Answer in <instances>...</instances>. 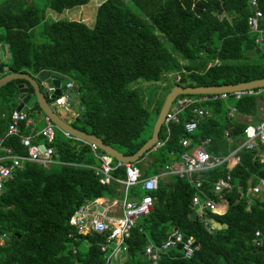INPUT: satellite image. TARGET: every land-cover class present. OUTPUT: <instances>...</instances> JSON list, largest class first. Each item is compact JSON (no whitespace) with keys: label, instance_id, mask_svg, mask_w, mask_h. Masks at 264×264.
Instances as JSON below:
<instances>
[{"label":"trees","instance_id":"16d2710c","mask_svg":"<svg viewBox=\"0 0 264 264\" xmlns=\"http://www.w3.org/2000/svg\"><path fill=\"white\" fill-rule=\"evenodd\" d=\"M88 1L44 0L40 7H24L12 0H0V46L8 54L7 61H0V77L46 72L72 82L77 88L79 110L75 117L68 118L69 125L124 156L133 155L150 137L162 101L172 86L213 87L264 79V65L248 61L242 51L250 34L248 0H102L95 9L92 28L80 21H44L46 10L59 14L83 7ZM255 1L262 14L258 30L264 40V0ZM157 34L170 44L176 56L167 51ZM263 57L264 53L257 56ZM161 80L168 81L169 86L162 98H153L149 112L142 106L139 90L132 86ZM23 84L32 94L23 80L0 87V144L17 155L25 154L19 138L4 135L18 86ZM183 97L198 96L177 98ZM256 99L229 98L184 109L178 124L161 126V145L133 163L140 177L163 171L165 165L178 161L184 151L204 140H208L206 151L211 156L225 157L233 152L243 140L246 125L228 119V108L254 117ZM194 108L210 114L186 134L183 125ZM31 110L41 113L36 104ZM19 128L21 136L28 135L22 123ZM147 128L149 132L142 139ZM181 138L189 141L187 148L181 147ZM52 147L54 168L25 163L3 186L0 236L4 234L5 238L0 245V264L102 263L100 246L105 243V235H79L68 221L86 202H119L120 186L114 182L100 185L91 170L75 166L93 164L87 145L59 133ZM259 152H264V147L256 143L253 150L236 151L237 162L229 171L222 164L194 176L215 203L219 200L212 194V184L229 177L230 188L220 193L227 202L224 213L206 212L209 219L225 226L217 231L206 229L203 216L190 218V200L195 191L184 180L161 178L157 189L149 193L139 184L130 188L129 198L140 199L147 194L153 200L149 212L135 221L125 240V258L118 264H144L146 244L159 247L173 229L192 238L198 249L189 260L183 259L179 251L167 250L160 253L158 264H264V192L250 200L245 197L246 189L258 183V174L264 178ZM111 175L123 179V169L116 168ZM255 231L262 241L258 248L250 244Z\"/></svg>","mask_w":264,"mask_h":264},{"label":"built area","instance_id":"2783aa9c","mask_svg":"<svg viewBox=\"0 0 264 264\" xmlns=\"http://www.w3.org/2000/svg\"><path fill=\"white\" fill-rule=\"evenodd\" d=\"M99 4L95 6L98 7ZM248 7L251 10V16L247 19V26L249 33L261 34L258 30V21L262 18L261 12L257 9L255 0H248ZM255 44H259L261 39L259 37L253 38ZM73 86V83L68 81L59 91V95L52 99L54 107L61 108L65 114L70 113V104L68 102V92ZM262 89H252L236 91L232 93H220L211 95H198L197 98H175L169 105L168 110L163 118L161 126L167 128L169 124L179 123V114L191 105L199 104L208 101H227L229 98L239 100L244 96H256ZM210 112L201 108H194L190 110V118L184 123L183 129L186 134L192 133L198 123L205 117H208ZM235 114V108L229 107L227 118L231 119ZM43 127L36 133V136L41 139V143H32L31 136H21L19 125L22 123L25 127L29 122L24 111L16 112L12 110L8 117V124L6 127L4 137H18L20 145L24 148V155H17L9 148H4L0 144V195L3 191L4 184L12 176L14 172L20 170L25 163L37 164L44 169L56 163L53 158L55 151L53 150L52 143L54 141L55 125L51 123L49 118L45 115L42 116ZM57 129V128H56ZM60 131V130H59ZM62 136L66 139H73L68 133L60 131ZM243 140L238 144L237 148L225 157L211 156L206 151V144L208 140H204L199 144L184 151L178 161L171 162L164 166L163 171L158 172L156 175H149L141 178L138 168L133 163H121L115 161L112 157L103 153L96 145L81 142L88 146L93 160L99 162L98 166L81 165L77 164L76 167L89 169L93 175L98 179L100 185H107L114 182L119 185L121 193V200L114 201L112 204L117 205L119 208L118 213L112 214L108 209H103L102 213H97L95 209L90 211L91 203H96V200L89 201L76 209L70 216L68 225L73 227L77 234L85 235L92 231L97 234L105 235V243L100 246V252L103 253L105 260L104 264H118L125 258L126 245L125 240L129 238L131 229L133 228L137 218L146 215L150 208L153 198L145 194L137 202L127 201L129 189L135 185H140V188L146 192H153L157 189L158 181L167 176H174L180 180H184L194 189V194L190 200V206L195 212V216L202 218L201 209L211 214L220 215L218 212V203L223 201L220 193L223 190L230 188L229 177L218 179L212 184V194L217 196L218 202H213L201 190V181L197 178L198 175L206 170L213 169L224 164V167L229 171L237 162L235 157L236 151L240 149L253 150L256 148V143L264 147V123L257 122L255 124H247L243 129ZM226 136V132L224 133ZM75 140V139H74ZM1 142V140H0ZM80 142V141H79ZM161 142L158 140L153 149L160 146ZM180 145L183 148L189 146V141L186 138H181ZM43 147L40 151L39 147ZM116 168H122L124 177L123 179L114 178L111 173ZM194 176H197L196 178ZM264 192V178L258 179V183L253 187H248L245 192V197L249 200L257 197ZM132 199V198H131ZM250 201L247 203L249 204ZM98 204V203H96ZM203 225L207 230H213L208 220L203 218ZM4 234L0 236V245L2 244ZM250 244L256 248L262 245L260 234L255 231L250 240ZM180 245L179 252L181 257L189 260L197 251L198 246L190 237L183 236L176 229H173L165 241L159 246L154 247L151 244L145 246L143 255L146 256L144 264H158L159 255L167 250H175V247Z\"/></svg>","mask_w":264,"mask_h":264},{"label":"water","instance_id":"95a60500","mask_svg":"<svg viewBox=\"0 0 264 264\" xmlns=\"http://www.w3.org/2000/svg\"><path fill=\"white\" fill-rule=\"evenodd\" d=\"M242 51L246 58H252L264 51V43L255 44L253 39L248 38L243 43ZM1 73L2 65H0V74ZM13 80H23L32 89V94H30L28 93V90L24 84L18 86V97H16L15 99V105L13 107V110L19 112L23 110L25 106H27V109H31L33 105L36 104L41 113L47 116L51 123L55 125L58 130L68 133L73 139L77 141L96 145L103 153L112 157L115 161H120L121 163H135L144 153L153 149L155 143L158 141V134L161 128V124L163 122V118L168 110V107L170 103L178 96L211 95L220 93H232L243 90L264 89V79L252 80L246 83H240L236 85L213 87L182 88L179 85L172 86L162 101L155 121L152 125L150 137L141 145V147L133 155L124 156L121 153L115 151L114 149L103 145L102 142L96 137L75 130L69 125V122H65L64 120L60 119L56 112L51 110L46 99H53L55 96H58L60 89H62V87L68 82L67 79H64L59 75L50 74L46 72H41L36 76H30L25 73H9L0 77V87ZM76 95L77 88L75 85H73L68 92L67 100L70 105L78 104ZM31 97H33L34 101L29 103ZM61 110V108H58L57 112H61ZM260 122L264 123V120H260ZM39 150L42 151L43 147L40 146ZM53 150L55 151V148H53ZM93 164L95 166H98L99 162L95 159L93 160ZM258 176V179L262 178L261 173H259ZM127 201L137 202V199L128 198ZM94 209L97 213L103 212V209L100 206H98L96 203H91L90 211H93ZM193 209L195 210L196 208L194 207ZM201 213L203 215V218L205 220H208V223L214 230L217 231L225 228V226L219 225L214 222V220L209 219V216L204 209H201ZM195 215V212H192L190 218L193 219ZM89 234L92 235L93 232L89 231ZM148 244L149 243H147L146 245ZM175 250L179 251L180 245H177L175 247ZM143 258L146 259V256L143 255ZM104 263L105 260L103 258L101 264Z\"/></svg>","mask_w":264,"mask_h":264},{"label":"rangeland","instance_id":"374dc122","mask_svg":"<svg viewBox=\"0 0 264 264\" xmlns=\"http://www.w3.org/2000/svg\"><path fill=\"white\" fill-rule=\"evenodd\" d=\"M15 4L16 3H22L24 4V7L26 6H30V5H34V6H37V7H40L44 0H12ZM100 1L102 0H89L88 3L83 6V7H80V13H82V16L83 18H85V25L89 28H92L93 26V22H94V14H95V6L100 3ZM78 10V7L73 9V10H70L69 13H67V11H63L59 14L57 13H54L52 11H49V10H46L44 12V21L47 22V23H50V22H53V21H65L67 19V16L68 14L71 15L73 14V12H76ZM85 14V16L83 15ZM82 18V19H83ZM68 21V20H67ZM75 21H79V20H75ZM80 22H83L82 20H80ZM38 29H39V26L35 29V32H38ZM158 36V39L159 41L163 44V46L167 49L168 52L172 53L174 56H176L170 46V44H168L162 36H160L159 34H157ZM256 37H259L261 40H263V37H262V34H257V33H250L249 34V38L253 39V38H256ZM36 42H39L38 39L35 40ZM264 41V40H263ZM1 47V46H0ZM261 53H264V51H262ZM258 55L252 57V58H247L248 61H253V62H256L258 64H262L264 65V57L263 59H258L257 58ZM0 57L2 59V61H7L8 57H7V53L5 50H0ZM2 74H0L1 76ZM174 80H177V78H175ZM169 86V83L168 81L166 80H161L160 82H157V83H145V82H138L136 84H134L132 87L133 88H137L141 94V98H142V106L147 110V111H151V108L153 106V98L156 100V99H160L163 97L164 95V91H165V88H167ZM34 99L33 97H31V100L29 103L33 102ZM47 103L48 105L50 106L51 110H53L54 112H56V114L58 115V117L64 121H67L68 120V115L67 114H64L63 112H57L58 108L54 107L53 103H52V99H47ZM73 106V105H72ZM70 108H71V105H70ZM79 110V106L76 104L75 106H73L71 109H70V112H78ZM23 111L24 112H27V113H32L33 110L31 109H27V106H25L23 108ZM72 116V114H71ZM152 118V116L150 117ZM35 124L37 126L38 129H40L42 126H43V123L41 122L40 119H36L35 120ZM54 131V134H59L61 133L58 129L54 128L53 129ZM149 132V128H147L145 130V132H143V134L141 135V138H145L146 135L148 134ZM50 168H54V166H50Z\"/></svg>","mask_w":264,"mask_h":264},{"label":"crops","instance_id":"0c3cea01","mask_svg":"<svg viewBox=\"0 0 264 264\" xmlns=\"http://www.w3.org/2000/svg\"><path fill=\"white\" fill-rule=\"evenodd\" d=\"M102 1H100V3H101ZM73 9H75V8H73ZM73 9H70V10H73ZM70 10H64V11H67V13H69V11ZM84 16H85V14H83ZM67 16H69V17H67V19L66 20H68V21H75L76 19L77 20H82L83 21V23H84V21H85V18H83V16H82V13H80V7H78V10L76 11V12H73V14H71V15H67ZM83 18V19H82ZM260 43H264V41L263 40H261V42ZM0 50H4L2 47H0ZM7 57H8V54H7ZM0 61L1 62H5V61H2V59H1V57H0ZM4 70V69H3ZM257 96V99H256V105H257V110H256V112L254 113V117H250V116H244V115H240V114H234L233 116H232V120H234L235 122H237V123H242V124H244V125H247V124H255V123H257V122H260V120H264V91H261L259 94H257L256 95ZM18 97V96H17ZM76 104H73V106H75ZM72 105H71V108L73 107ZM70 108V109H71ZM32 109V108H31ZM70 111V110H69ZM62 112V111H61ZM71 114H72V116H71V114H67L68 115V118H69V120L71 119V118H73V117H75L76 115H77V113L76 112H70ZM25 114H26V117H27V119H28V124L25 126L27 129H28V135H30L32 138H31V141L33 142L34 141V143H41V139L39 138V137H37L36 136V133L43 127H41L40 129H38L37 128V126H36V124H35V120L36 119H40L41 120V122L43 123V121H42V116H43V114L42 113H40V112H37V111H35V110H33V112L30 114V113H27V112H25ZM67 122H69V121H67ZM258 156H259V158H260V161L262 162V161H264V152H259V154H258ZM236 164V162L235 163H233L232 164V166H234ZM143 165H145L144 163H143ZM164 178V177H163ZM133 199V198H132ZM114 201H108V200H106V199H97L96 200V203H98L97 205L98 206H101V207H103L104 209H108V212H110V213H112V214H116V213H118V211H119V208H118V206L117 205H113L112 203H113ZM226 207H227V204H226V202H225V200H223V201H221V202H219L218 203V212L220 213V214H223L224 213V211H225V209H226ZM203 216V215H202ZM214 230V229H213ZM150 244V243H149Z\"/></svg>","mask_w":264,"mask_h":264},{"label":"clouds","instance_id":"9594fccd","mask_svg":"<svg viewBox=\"0 0 264 264\" xmlns=\"http://www.w3.org/2000/svg\"><path fill=\"white\" fill-rule=\"evenodd\" d=\"M23 111V110H22ZM65 122H67V121H65Z\"/></svg>","mask_w":264,"mask_h":264},{"label":"flooded vegetation","instance_id":"af4514ba","mask_svg":"<svg viewBox=\"0 0 264 264\" xmlns=\"http://www.w3.org/2000/svg\"><path fill=\"white\" fill-rule=\"evenodd\" d=\"M47 100V99H46Z\"/></svg>","mask_w":264,"mask_h":264}]
</instances>
